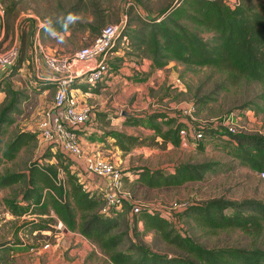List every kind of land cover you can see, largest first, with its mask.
<instances>
[{
    "label": "rangeland",
    "instance_id": "rangeland-1",
    "mask_svg": "<svg viewBox=\"0 0 264 264\" xmlns=\"http://www.w3.org/2000/svg\"><path fill=\"white\" fill-rule=\"evenodd\" d=\"M178 1L180 0H0L4 7L13 6L8 17H3V26H0L1 44L17 42L20 46L19 59L22 62L29 61V64L21 63L20 69L18 68L12 76H8L12 69L9 74L4 75V85L8 83L13 89L22 91L27 96L20 101L18 110L13 114L15 122L5 126L2 146L20 132L32 135L35 133L37 136L27 139L11 159H6L0 164V175L9 172H21L24 175L19 181L0 187V243L11 241L14 244L26 234L25 242L33 243L34 248L39 247L44 241L55 247L57 239H60L54 237L52 233H28L25 225L30 224L31 227L34 221L31 222L29 217H15L11 214L10 206H18L20 204L18 202L23 200L26 192L32 187L45 185L41 174L37 176L36 183H31L28 174L33 167L54 166L57 172L56 183L59 184L66 179L61 166L63 163L65 166L68 165L74 174L76 173V178L79 179L77 183H82L85 189L89 186L84 170L75 169L73 165L75 163L70 157L52 145L41 142L38 137V123L42 118V109L53 100L54 95L53 89L48 96L36 97L40 83L33 86L30 82L34 79L31 64L33 54L39 55V47H44L41 33L43 24L63 18L68 8L79 3L81 9L70 22L68 31L70 43H80V48L91 42L105 24L121 22V32L136 29L146 15L162 18L164 17L162 10L172 11L173 7L178 5ZM249 1L257 8L264 4V0ZM128 2L131 4L128 5ZM181 23L197 28L205 39L211 38L213 34L212 31L197 27L188 20H183ZM87 24H92L97 30L91 31ZM121 32L115 41V47L119 48L117 57L121 60L111 61L110 75L106 77V81H112V84L101 90L97 97L84 96L85 99L81 96L92 106L94 112L86 133L91 129H95V132L88 133V137L96 138L99 134L102 137H112L113 132L119 131L134 132L139 137H152L154 131L149 121L157 113L165 115L167 121L173 120V124L180 122L184 126L191 124L197 127L199 121H204V127H208L209 130L203 129L205 137L197 141L180 139L178 146L162 144L134 146L128 152L119 149L121 152L118 153V159L114 164L122 172L123 188L132 201L142 207L157 209L164 215L171 211L167 217L176 230L188 234L205 247L264 248V230L253 233L239 228L209 229L190 216L180 218L179 215L184 209L170 210V205L174 202L188 207L215 198L236 201L255 198L264 202V176L260 171L250 169L234 156L237 151L235 141L231 136L224 134V129L216 124L223 116L232 114L239 130L244 133L260 134V131L264 130V101L261 98L264 84L244 76L234 78L232 73L219 67L185 65L175 60H170L161 70L152 71L148 67V59L136 56V52L132 51L133 46L127 45L126 39H120ZM2 90L1 87L0 102L4 97ZM36 99L42 100L41 106H38ZM187 105L194 106L191 115L182 114V109ZM122 113L139 117L141 119L139 128L125 125L121 121ZM112 118L115 120L114 123L111 121ZM155 122L162 129L168 126L159 119ZM84 131L81 134H84ZM104 142L111 144L109 139H105ZM186 162L209 163L211 170L204 174L202 180L187 181L168 188L148 187L139 178L143 170L170 172L178 164ZM138 170H141L139 176L136 173ZM42 193H45L44 189ZM125 203L127 202L123 200L120 206H113L109 210L117 218L120 229L123 228L125 220L135 219V215H131V204ZM87 213L86 210L77 212L76 222L78 223ZM35 219L37 221L40 219L41 224L54 223L56 213L52 211L50 216L35 217ZM63 228L56 229L63 231ZM130 234L136 239L135 241L147 245L154 251L163 254L177 252L160 234L145 229L143 223L133 227ZM74 237L80 238V236ZM74 237L70 241L65 236L59 240L58 247H55V251L50 255L51 264H61L60 261L66 260L71 262L70 260L75 259H78L76 264H110L99 247L90 242L94 247L91 251L81 246L84 242L82 238L76 241ZM78 246L85 249L79 254L80 256L72 254L73 248ZM15 252L8 254V257L5 255V260L1 263H20V259L17 261L18 256L13 255ZM92 252L94 254H90Z\"/></svg>",
    "mask_w": 264,
    "mask_h": 264
},
{
    "label": "trees",
    "instance_id": "trees-1",
    "mask_svg": "<svg viewBox=\"0 0 264 264\" xmlns=\"http://www.w3.org/2000/svg\"><path fill=\"white\" fill-rule=\"evenodd\" d=\"M173 8L170 12L163 9L164 17L159 21L155 18L142 19L138 28L123 30L120 34V39H126L127 45L133 46L132 51L136 52V56L150 61L149 69H163L170 60H175L185 65L219 67L232 73L234 78L244 76L264 84V4L257 8L249 0H239L237 4H230L226 0H180ZM12 9V5L5 7L4 16L8 17ZM80 9L79 3L72 5L65 11L63 18L45 22L41 33L67 31ZM183 20L212 31L211 38L205 39L197 28L182 24ZM0 26H3L2 22ZM86 26L91 31L97 30L92 24ZM114 49L119 50L117 46ZM19 58L8 76H12L20 68L22 60ZM116 60L121 59L114 60L113 57L111 61ZM4 82V78L0 79V89L2 87L4 92L0 102V164L11 159L27 139L37 137L35 133L33 136L20 132L2 146L5 126L15 122L13 114L18 110L20 101L27 96L22 91L13 89L8 83L4 85ZM56 86V82H48L42 88ZM100 87V82L91 85L75 79L69 83L68 89L79 88L82 92L98 94ZM261 98L264 101V90ZM157 119L168 124L167 128L162 129L155 122ZM140 122L141 119L134 115H128L125 119V123L129 125H141ZM149 123L154 131L152 137L113 132L114 144L125 152L134 146H178V132L180 128L186 127L180 122L173 124L171 119L167 121L161 113L153 115ZM204 129L209 130L208 127ZM223 133L235 141L237 151L234 156L241 163L254 171L264 172L263 136L244 132L232 134L226 130ZM61 166L66 179L59 184L56 183L57 172L54 166L33 167L28 174L31 183H36L37 176L41 174L45 185L32 187L25 193L23 200L18 202V206H10L11 213L20 216L33 211L49 216L50 211L55 212L56 218L63 223L65 229L80 233L99 247L110 264H264V248L205 247L188 234L177 231L172 221L161 211L148 206H141L134 216L135 219L125 220L123 228L120 229L115 215L109 211H101L105 205L102 193L98 189H85L82 183H77L79 179L68 165L61 163ZM209 170V163L186 162L178 164L170 172L143 170L139 178L148 187L168 188L187 181L202 180ZM140 171L136 172L137 175ZM23 177L21 172L2 174L0 187L8 186ZM43 189L45 193H42ZM84 210L88 213L77 223V212ZM184 216H190L209 229L239 228L253 233L264 230V202L255 198L240 201L210 199L203 204L186 207L179 215L180 218ZM39 222L40 220L32 222L31 229L58 231L53 225L56 220L54 223ZM139 223H143L145 229L160 234L177 252L163 254L135 241L130 232ZM7 243L10 241L0 243V251L4 252L8 248Z\"/></svg>",
    "mask_w": 264,
    "mask_h": 264
},
{
    "label": "built area",
    "instance_id": "built-area-1",
    "mask_svg": "<svg viewBox=\"0 0 264 264\" xmlns=\"http://www.w3.org/2000/svg\"><path fill=\"white\" fill-rule=\"evenodd\" d=\"M230 4H237L239 0H227ZM131 2H128L130 5ZM140 15L141 13L138 12ZM5 15V7L0 2V22ZM152 18L145 16V19ZM159 21L161 17L155 18ZM121 32V22L105 24L98 35L88 44L70 52H47L39 47V56H42L46 68L53 74H60L56 79L52 103L42 110V118L38 123V137L41 142L52 145L70 158L78 159L83 163V169L103 195L105 206L102 212H108L113 206H120L125 200L131 204V215H136L141 207L132 201L122 184V172L114 162L98 151H84L81 143V132L87 128L93 119L92 106L79 99L73 90L68 89L69 83L75 79L95 85L104 81L110 75V62L115 56V41ZM0 37V68H12L19 58L20 46L17 42L1 44ZM78 64L83 66L79 67ZM193 105L182 109V114L191 115ZM229 133L236 134L243 131L238 129L237 122L232 114L219 119L216 123ZM204 121H199L197 127L187 124L180 128L178 134L183 140H200L204 138ZM264 137V130L260 131ZM264 176V172H261ZM186 209L182 203H172L170 210ZM110 212V211H109ZM171 214V211L167 212ZM165 214V216H167ZM63 223L56 218L55 227L63 228ZM43 248H48L45 244ZM0 264H2L0 262Z\"/></svg>",
    "mask_w": 264,
    "mask_h": 264
},
{
    "label": "crops",
    "instance_id": "crops-1",
    "mask_svg": "<svg viewBox=\"0 0 264 264\" xmlns=\"http://www.w3.org/2000/svg\"><path fill=\"white\" fill-rule=\"evenodd\" d=\"M42 34H43V40H44V47H42V46L41 47L43 49H45L47 52H54V53H58V54L70 53V52L74 51L71 49L76 50L80 46V43L79 44L78 43H74V44L70 43V38H69L70 33L68 30L64 31V32L43 31ZM118 51L119 50L115 51L114 60L117 58H120V57H117L119 54ZM33 55L34 56L32 57L31 64H32L33 72H34V74H33L34 79H33V81H30V82H31V84H33V86H36L37 84L40 83L38 88H37V91H39V92H37V94L35 96L36 97L48 96V95H50V93H52V90L54 89V91H55L56 88L55 87H53V88H49V87L42 88V86H44L48 82H56L57 83L56 79L59 78L60 74L51 73L46 68L45 63H44V59L42 58V56H39L36 53ZM26 63L29 64V61L24 60L22 62V65H25ZM149 64H150V61L148 63V67H149ZM78 66L81 67L83 65L78 64ZM10 70H11V68L10 69L9 68L8 69L7 68H2V69L0 68V79L4 78V75H7ZM158 70H161V69H158ZM100 84L102 86V87H100V92H101V90H103L107 85L110 86L112 84V81H106V79H105L104 81H101ZM71 90H73V92L78 95L79 99H81L85 103H86V101H85L86 98L84 96H91L92 95V96L97 97V95L100 94V92L98 94H93L90 92H82L79 88H71ZM53 94H54V92H53ZM81 96H83L85 99L81 98ZM41 102H42L41 99L37 100L38 106H41V104H42ZM51 102L49 104H47L46 106H44L43 109L48 107L51 104ZM97 115H99V113ZM101 116H102V114H101ZM127 116L128 115H125L124 113H122L121 121L123 123H125V119ZM111 121L114 123V121H115L114 118H112ZM125 125H127V124L125 123ZM132 126H134V125H132ZM138 126L139 125L134 126V127L139 128ZM88 129L89 128L87 127L84 131L85 133L84 134L82 133V135H81V143H82V147H83L84 151H87V152L98 151L103 156L110 158L113 162H116V160L118 159L117 155L121 151L119 150L120 148L114 144V139L110 136L102 137V135H100V134L97 135L96 138H94L92 136L88 137L90 133L95 132V129H93V130L91 129V131L86 133V130H88ZM96 131L100 132L99 130H96ZM119 132H122V131H119ZM125 134L137 136L134 132H129V133H125ZM105 139H109L111 144L108 145L107 142L105 143L104 142ZM112 141H113V143H112ZM71 160H72V162L74 161V163H75V164H73L75 169L81 168L82 170H84L82 162H80L78 159H75V158H71ZM92 184H93V186H91ZM88 185L89 186H87V189L97 188L99 190V188H100V187H98V185H96L90 179H88ZM100 190H101V188H100ZM50 212H52V211H50ZM26 214H27V216H26ZM13 215L14 214H12V216ZM14 216L15 217H29V220H31V222L32 221L36 222L37 219H35V217L43 218V217L48 216V214H41V213H36V212L30 211V212L24 213L20 216H17V215H14ZM29 225L30 224L25 225L28 228V229H26L28 233H31V234H36L39 232L46 233V234L52 233L54 237H60V239H57L58 242H59V240L62 239L63 236H65L66 239H69V241L74 236H80V238H78V237H74V238L76 239V241L77 240L80 241L81 238L84 240L83 245H81V246H83L84 248L87 247V249H89L91 251L94 248L93 245L90 243V241L87 238H85L84 236H82L80 233H78L76 231H70V230H67L65 228H63V231H59L58 229H57L58 231L36 230V229H31L32 227H30ZM25 238H27L26 234H24L23 238L20 237V241L16 240V242H14V244H12L11 241H10V243H7L6 245L8 246V248L4 252L0 251V258H1L0 262L2 260H5V255H7V257H8V254L16 251L13 255L15 257L18 256L17 261L20 259V263H16V264H51V262L49 261L51 258L50 255H52V253L55 251L54 250L55 247H58V242L55 245V247L50 243L48 248H43L42 246L47 244L46 243L47 241H44L43 243H40L39 247L34 248L33 246H35V245L33 243H30L27 241L25 242V240H24ZM81 246L73 248L72 254L79 255L81 252H83L85 249L82 248ZM12 248H13V250H12ZM90 254H94V253L92 252ZM70 261L71 262H69V260L60 261V263L61 264H74V263L76 264V262H78V259H75L74 261L73 260H70Z\"/></svg>",
    "mask_w": 264,
    "mask_h": 264
}]
</instances>
